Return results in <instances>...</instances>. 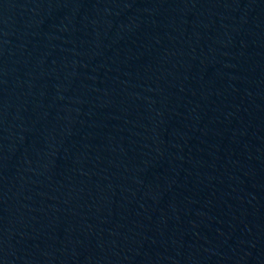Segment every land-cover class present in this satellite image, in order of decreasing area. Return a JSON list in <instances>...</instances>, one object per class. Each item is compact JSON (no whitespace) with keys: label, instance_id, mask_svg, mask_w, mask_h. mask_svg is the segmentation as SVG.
<instances>
[{"label":"water","instance_id":"1","mask_svg":"<svg viewBox=\"0 0 264 264\" xmlns=\"http://www.w3.org/2000/svg\"><path fill=\"white\" fill-rule=\"evenodd\" d=\"M0 264H264V0H0Z\"/></svg>","mask_w":264,"mask_h":264}]
</instances>
